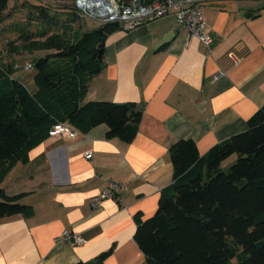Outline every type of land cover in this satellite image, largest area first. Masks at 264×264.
Here are the masks:
<instances>
[{"label": "crops", "instance_id": "obj_1", "mask_svg": "<svg viewBox=\"0 0 264 264\" xmlns=\"http://www.w3.org/2000/svg\"><path fill=\"white\" fill-rule=\"evenodd\" d=\"M199 1L209 46L175 29L171 15L107 36L84 102L135 103L136 134L130 143L109 140L107 126L99 125L34 145L28 162L17 163L0 184L7 196L23 194L20 203L33 211L0 221V264L86 263L109 249L104 264H145L134 241L135 216L152 217L172 182L170 147L192 140L203 156L244 132L264 105V0ZM20 76L12 78L23 84ZM112 181L121 185L120 201L93 208L91 199ZM63 232L83 243L59 241Z\"/></svg>", "mask_w": 264, "mask_h": 264}, {"label": "trees", "instance_id": "obj_2", "mask_svg": "<svg viewBox=\"0 0 264 264\" xmlns=\"http://www.w3.org/2000/svg\"><path fill=\"white\" fill-rule=\"evenodd\" d=\"M9 1L0 0V25L15 11L26 18L1 27V33L14 35L8 53L48 54L28 63L37 88L31 94L12 78L15 67L0 51V184L17 163L28 162L29 150L58 123L82 134L106 125L107 139L130 143L141 119L135 103L84 102L88 82L102 68L104 41L120 25L83 31L76 0H22L13 7ZM67 2L71 6H54ZM169 157L173 179L161 190L156 212L146 220L135 216L134 241L145 264H264V105L244 132L205 155L192 140H179ZM23 196L0 189V221L32 215V207L20 203ZM111 251L77 264H104Z\"/></svg>", "mask_w": 264, "mask_h": 264}, {"label": "built area", "instance_id": "obj_3", "mask_svg": "<svg viewBox=\"0 0 264 264\" xmlns=\"http://www.w3.org/2000/svg\"><path fill=\"white\" fill-rule=\"evenodd\" d=\"M103 19H98L103 23H117L123 30H131L138 25L171 15L175 19V29L182 28L189 37L198 39L203 45L209 46L212 38L208 34L207 17L202 10L199 0H129L128 3L119 0H108ZM76 7L81 8L79 0H76ZM25 70L30 71L32 67L26 64ZM78 132L66 124H56L48 132L49 136H66L75 138ZM92 152L85 154L90 158ZM121 185L112 181L108 183V188L99 192L91 199V206L96 208L105 199H112L116 203L120 201ZM59 241L78 246L83 243V238L78 234L63 232Z\"/></svg>", "mask_w": 264, "mask_h": 264}, {"label": "rangeland", "instance_id": "obj_4", "mask_svg": "<svg viewBox=\"0 0 264 264\" xmlns=\"http://www.w3.org/2000/svg\"><path fill=\"white\" fill-rule=\"evenodd\" d=\"M31 3H39V0H27ZM63 6H71V3H61V4H54L55 7ZM76 5V3H75ZM80 19H81V28L83 31H92L97 30L100 25L103 24V22L99 21L98 19L94 18L93 14H91L88 10H80L78 9ZM26 18L25 12H14L11 17L6 19L1 25H0V51L3 52L4 60L7 64H12L15 67L14 73H17L18 76L22 75L23 73L26 75V79L23 81V84L26 86L28 90H31L32 88H35V84L33 81V76L35 72L27 71L24 69L25 65L32 62L33 59H38L41 57H44L48 52H36L33 54H23V55H14L8 53V45L7 40L12 41L14 40V35L10 34L9 32H2L1 33V27L7 26L11 23H17L22 22ZM80 23L75 24V28H79ZM22 77V76H20ZM22 82V81H21ZM235 157H231L227 159L223 165L222 168L224 171H227L229 167L234 163Z\"/></svg>", "mask_w": 264, "mask_h": 264}, {"label": "bare ground", "instance_id": "obj_5", "mask_svg": "<svg viewBox=\"0 0 264 264\" xmlns=\"http://www.w3.org/2000/svg\"><path fill=\"white\" fill-rule=\"evenodd\" d=\"M109 4L108 0H79V5L81 8H85L91 14L96 13V11L105 9Z\"/></svg>", "mask_w": 264, "mask_h": 264}, {"label": "water", "instance_id": "obj_6", "mask_svg": "<svg viewBox=\"0 0 264 264\" xmlns=\"http://www.w3.org/2000/svg\"><path fill=\"white\" fill-rule=\"evenodd\" d=\"M105 12H106L105 9H101V10L96 11V13H92V14L94 18L103 19Z\"/></svg>", "mask_w": 264, "mask_h": 264}]
</instances>
